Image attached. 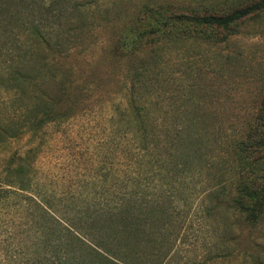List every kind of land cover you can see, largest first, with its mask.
Here are the masks:
<instances>
[{
  "label": "rangeland",
  "instance_id": "1",
  "mask_svg": "<svg viewBox=\"0 0 264 264\" xmlns=\"http://www.w3.org/2000/svg\"><path fill=\"white\" fill-rule=\"evenodd\" d=\"M198 1L32 0L35 20L59 44L58 65L83 91L68 120L0 145L1 177L9 157H26L23 173L9 178L17 186L0 179V264L103 262L83 243L136 264H264V218L254 225L235 211L225 174L232 142L263 105L264 14L224 41L198 37L151 51L131 37L146 6L178 12ZM130 49L149 64L142 97L135 93L145 107L137 126L129 100L139 60L118 56ZM13 102L3 89L0 108L14 110ZM139 209L161 214L142 248L135 235L116 234Z\"/></svg>",
  "mask_w": 264,
  "mask_h": 264
},
{
  "label": "trees",
  "instance_id": "2",
  "mask_svg": "<svg viewBox=\"0 0 264 264\" xmlns=\"http://www.w3.org/2000/svg\"><path fill=\"white\" fill-rule=\"evenodd\" d=\"M218 1L217 6L215 4L217 1L193 2L178 12L162 4L146 6L148 17L142 26L140 24L135 26L134 34L131 35L134 45L151 44L153 51L156 47L169 43L187 41L200 43L198 39H205L206 42L224 41L239 33L244 23L256 20L264 14V0ZM42 2L43 0L40 5ZM31 6L32 0H0V63H3L0 67V94L3 89L11 92L15 106V109L10 111H3L0 108V145L13 139H20L28 132H33L35 135L48 124L68 120L76 112L74 97L83 91L80 86H74L72 79L69 78L73 72H67L58 65L52 46L56 45L58 49L59 44L52 45L43 25L35 20L36 11L30 9ZM32 17L33 20L26 21ZM24 35L26 38L21 41ZM118 56L120 58L128 56V60L133 61L139 60L132 72L130 71L134 82L131 85L133 95L129 101L130 110L136 115L134 120L131 119L132 122L140 121L145 124V119L141 115L145 107L138 104L135 93H139L142 97L143 88L139 80L149 71V64L146 60L137 58L138 55H135L131 49ZM67 79L69 82L66 81ZM18 102L23 107L22 112L21 106L16 105ZM142 103L145 105L144 102ZM231 149L233 158L231 163L225 164V174L231 178L232 205L247 222L255 225L264 218V99L262 108L258 114L256 113L251 125L239 139L232 142ZM18 154H13L4 163L3 171L8 172L6 173L8 179L0 176V179H4L10 186L18 184L15 179H9L12 171L21 175L25 166L26 157ZM17 180L20 181L19 177ZM19 186L20 189L26 188L23 184ZM218 193L221 194V191ZM153 215L157 218L161 217V214L156 212L152 215L146 214L143 209L130 214V217L123 216L119 221L123 229L117 226L116 234L123 235L127 231L128 235H135L137 243L139 242L142 248L141 239L147 233L148 226L153 225L156 219ZM49 216L56 223H61L57 216L51 214ZM71 233L77 240L83 241V237H88L96 244L91 234L82 232L83 237H81L77 233L72 231ZM83 244L97 257L103 258L100 264L104 262L136 264L115 255L117 253H113L108 246L96 244V248L87 243ZM67 264H95V262L78 261ZM155 264H162V260H157Z\"/></svg>",
  "mask_w": 264,
  "mask_h": 264
}]
</instances>
